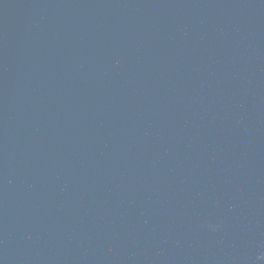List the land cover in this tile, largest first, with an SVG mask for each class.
Listing matches in <instances>:
<instances>
[{"label": "water", "instance_id": "obj_1", "mask_svg": "<svg viewBox=\"0 0 264 264\" xmlns=\"http://www.w3.org/2000/svg\"><path fill=\"white\" fill-rule=\"evenodd\" d=\"M0 264H264V0H0Z\"/></svg>", "mask_w": 264, "mask_h": 264}]
</instances>
